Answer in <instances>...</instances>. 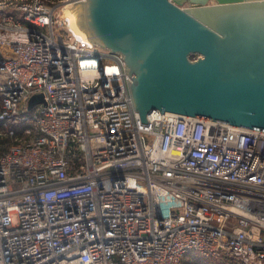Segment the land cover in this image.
Listing matches in <instances>:
<instances>
[{
	"label": "built area",
	"instance_id": "built-area-1",
	"mask_svg": "<svg viewBox=\"0 0 264 264\" xmlns=\"http://www.w3.org/2000/svg\"><path fill=\"white\" fill-rule=\"evenodd\" d=\"M76 1L0 0V264H264V131L142 122Z\"/></svg>",
	"mask_w": 264,
	"mask_h": 264
},
{
	"label": "water",
	"instance_id": "water-1",
	"mask_svg": "<svg viewBox=\"0 0 264 264\" xmlns=\"http://www.w3.org/2000/svg\"><path fill=\"white\" fill-rule=\"evenodd\" d=\"M210 1L65 6L82 39L123 55L142 122L161 109L264 131V0Z\"/></svg>",
	"mask_w": 264,
	"mask_h": 264
},
{
	"label": "trees",
	"instance_id": "trees-1",
	"mask_svg": "<svg viewBox=\"0 0 264 264\" xmlns=\"http://www.w3.org/2000/svg\"><path fill=\"white\" fill-rule=\"evenodd\" d=\"M11 142L10 138H4L0 139V144L2 143V147H0V153L5 151L7 148L8 144ZM183 264H224L221 262H216L212 259L209 258H204V257H198V256H188Z\"/></svg>",
	"mask_w": 264,
	"mask_h": 264
},
{
	"label": "rangeland",
	"instance_id": "rangeland-1",
	"mask_svg": "<svg viewBox=\"0 0 264 264\" xmlns=\"http://www.w3.org/2000/svg\"><path fill=\"white\" fill-rule=\"evenodd\" d=\"M215 2H216L215 0H211V1H210V4H213V3H215ZM183 7H185V8L188 7V8H189V7H191V4H190V3H184V4H183Z\"/></svg>",
	"mask_w": 264,
	"mask_h": 264
},
{
	"label": "bare ground",
	"instance_id": "bare-ground-1",
	"mask_svg": "<svg viewBox=\"0 0 264 264\" xmlns=\"http://www.w3.org/2000/svg\"><path fill=\"white\" fill-rule=\"evenodd\" d=\"M72 20H73V21L75 20L74 17H73V15H72Z\"/></svg>",
	"mask_w": 264,
	"mask_h": 264
}]
</instances>
